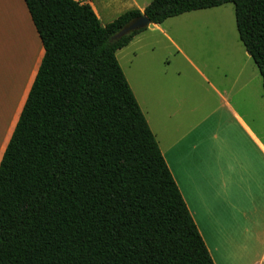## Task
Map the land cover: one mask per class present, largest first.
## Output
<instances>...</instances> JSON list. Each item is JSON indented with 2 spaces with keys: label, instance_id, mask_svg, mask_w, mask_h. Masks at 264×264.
<instances>
[{
  "label": "trees",
  "instance_id": "1",
  "mask_svg": "<svg viewBox=\"0 0 264 264\" xmlns=\"http://www.w3.org/2000/svg\"><path fill=\"white\" fill-rule=\"evenodd\" d=\"M24 2L45 54L0 164V264H215L117 58L145 30L112 38L233 4L264 90V0H154L107 26Z\"/></svg>",
  "mask_w": 264,
  "mask_h": 264
},
{
  "label": "crops",
  "instance_id": "2",
  "mask_svg": "<svg viewBox=\"0 0 264 264\" xmlns=\"http://www.w3.org/2000/svg\"><path fill=\"white\" fill-rule=\"evenodd\" d=\"M10 1L11 4L8 2L10 12L13 3L16 10L22 5L27 12L26 14L24 11L27 20L29 12L24 0H16L18 3L15 0ZM79 1L90 5L102 25L107 26L130 11L138 10L143 14L154 0ZM3 2L6 3V0H0L1 42L5 36V17L11 15L9 11H6V15L3 12ZM28 20L30 21L29 18ZM156 28L157 25L147 30ZM36 37L40 46L37 48L39 49L37 57L31 62L32 65L28 61L25 63L24 67L28 65L27 68L31 65L30 70L23 68L26 77L24 75L17 78L16 92L14 89L5 94L3 85H0L3 95V97L0 95V164L44 58V47L38 34ZM10 46L11 42H8V58L12 60L14 56ZM251 60L253 59L248 53L235 81L236 86L234 85L231 92H224L227 95L224 98L226 109L236 124L235 130L240 131L234 132L237 142L230 149L227 159L220 157L219 145L211 141L218 138V133H214L205 122L188 128L182 120L179 139L165 130L164 148L154 132L167 165L215 264H264V125L262 122L261 124L256 122L257 127H254L252 124L254 120L248 119L246 114L238 110L241 106L230 102L231 99L237 100L239 104L244 102L243 108L248 109L249 117L253 112V92H257L260 86L263 87V79H260V71ZM244 75L247 84L239 88L238 80ZM245 90L248 91L244 94ZM231 94L233 96L228 98ZM260 99V102H263L261 107H264V99L261 97Z\"/></svg>",
  "mask_w": 264,
  "mask_h": 264
},
{
  "label": "rangeland",
  "instance_id": "3",
  "mask_svg": "<svg viewBox=\"0 0 264 264\" xmlns=\"http://www.w3.org/2000/svg\"><path fill=\"white\" fill-rule=\"evenodd\" d=\"M8 2L11 1L6 0V5H9ZM14 4L11 7L12 20L6 19L5 37L0 41V85H3L5 94L16 88L17 78L21 77L19 73H23L27 62L20 61L18 75H12L14 69L13 61L8 58V42L14 48L13 32H16V26L21 24L22 31L24 28L27 32L28 18L31 19L28 14L26 20L27 12L22 5L16 10ZM7 11L10 12V6ZM30 24L33 28L32 20ZM157 26L156 29L142 32L128 47L117 52L120 66L152 132L156 133L157 140L164 148L165 130L179 139L182 120L188 128L205 122L214 133H218V138L211 141L219 145L220 157L227 159L230 149L237 142L234 132L240 131L235 130L236 124L226 109L224 98L227 95L224 92H231L236 86L235 81L248 55L239 39L234 5L192 12ZM33 31L34 35L38 34L35 28ZM245 78L244 75L238 80L239 88L247 84ZM257 92H253V112L250 117L248 109L243 108L244 102L239 104L237 100H230L232 104L241 106L238 110L242 114L254 120V127L261 122L264 125V107H261L263 102H260V97L264 99L263 87L260 86ZM0 95L3 97L1 89ZM246 103L248 106L249 100ZM225 163L226 160L223 165Z\"/></svg>",
  "mask_w": 264,
  "mask_h": 264
},
{
  "label": "bare ground",
  "instance_id": "4",
  "mask_svg": "<svg viewBox=\"0 0 264 264\" xmlns=\"http://www.w3.org/2000/svg\"><path fill=\"white\" fill-rule=\"evenodd\" d=\"M6 4L7 3L3 2L4 9L2 8L3 9V12L5 13V15H6L7 9L9 8V5H6ZM1 7H2V5H1ZM11 16H12V11H11V15L9 14V17H5V20L7 18H9L10 19V22H11V20H12ZM21 16H22V19H23V15L22 14H21ZM17 24H18V22H17ZM18 25H19V27L16 26V32H13V33H15V35H14V41H13L14 48H12V53H13V56L15 55L14 56L15 59L12 58V61H13V69H14L12 75H14V76H17L18 75L19 62L22 61V60H27L31 64V62H34V59L37 57V53L39 51V49H37V48H40L39 43H38V40H37V37H36V35H34V31H33V28H32V26L30 24V21H29V25H28L29 29L27 30V32L29 34L27 32H25L26 30L24 28H23V31H22L21 24H18ZM6 38H7V34H6ZM5 51H6V49H5ZM38 56H39V54H38ZM17 60H18V62H16ZM15 62H16V65H15ZM27 66H25L26 68L25 67H23V68L30 70V66L28 68H27ZM21 70L22 69H20V72H21ZM28 70H26V71L28 72ZM24 75L26 77V74L19 73V76H21V77H23Z\"/></svg>",
  "mask_w": 264,
  "mask_h": 264
},
{
  "label": "water",
  "instance_id": "5",
  "mask_svg": "<svg viewBox=\"0 0 264 264\" xmlns=\"http://www.w3.org/2000/svg\"><path fill=\"white\" fill-rule=\"evenodd\" d=\"M154 24L145 15L131 21L125 28H123L118 34H116L112 40L118 41L124 37L132 35L133 33L154 28ZM250 55V54H249ZM251 56V55H250Z\"/></svg>",
  "mask_w": 264,
  "mask_h": 264
}]
</instances>
